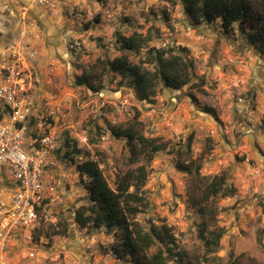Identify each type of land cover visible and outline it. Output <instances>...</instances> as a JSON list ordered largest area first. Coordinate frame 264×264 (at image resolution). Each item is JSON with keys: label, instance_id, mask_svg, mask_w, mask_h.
Wrapping results in <instances>:
<instances>
[{"label": "rangeland", "instance_id": "374dc122", "mask_svg": "<svg viewBox=\"0 0 264 264\" xmlns=\"http://www.w3.org/2000/svg\"><path fill=\"white\" fill-rule=\"evenodd\" d=\"M58 1L51 19L66 29L68 47L75 40L82 46L69 50L67 58L58 54L62 64L54 70L49 63L32 66L26 99L35 103L38 119L46 103L57 105L60 111L50 121L61 132V147L69 139L70 150L76 147L82 154L73 161L64 148L57 153V164L44 175L46 190L55 200L40 213L33 228L12 241L7 252L11 264H136L130 256L119 259L114 254L112 248L121 241L119 231L94 233L76 222V209L87 195L86 177L80 176L77 164L88 157L101 161L110 182L146 166L148 179L142 195L149 205L136 220L144 229L170 227L175 238L173 251L183 254V264H235L236 257L237 264H264V161L256 160L254 147L231 108L236 103L248 107L253 115L247 117L248 123L259 121L264 127V54L239 32L236 39L217 31L215 24L192 27L180 0ZM253 7L264 15V0H253ZM134 32L151 38L148 47L187 48L195 73L207 77L203 90L188 86L176 91L162 89L154 102H148L138 97L131 78L122 86L120 76L105 74L102 61L125 53L132 62H145L153 68L147 62V47L138 52L120 48L119 37ZM38 48L37 59L43 63L49 52L44 42ZM83 72L101 74L104 89L94 92L78 85L77 76ZM205 106L214 107L218 118L205 112ZM43 121L49 122L46 117ZM235 123L233 131L222 133V128L225 131L226 125L231 128ZM131 125L146 137L166 142L167 148L151 155L147 146L136 147L126 137L112 133V128ZM237 138L240 142L236 143ZM224 141L229 143L227 148L234 149L227 157ZM263 142L260 137L252 140L262 153ZM244 156L251 168L239 160ZM199 167L201 176L196 173ZM224 170L237 188L236 194L199 204L207 180L201 177ZM8 192L10 186L4 194ZM205 222L209 230L223 231L216 247L208 248L200 238ZM157 249L155 245L149 253ZM177 259L168 255L170 264H178Z\"/></svg>", "mask_w": 264, "mask_h": 264}, {"label": "trees", "instance_id": "16d2710c", "mask_svg": "<svg viewBox=\"0 0 264 264\" xmlns=\"http://www.w3.org/2000/svg\"><path fill=\"white\" fill-rule=\"evenodd\" d=\"M173 1V0H166ZM187 17L188 24L194 28H201L203 25L215 24V29L227 37H247V43L253 46L260 53L264 54V15L260 14L253 7V0H180ZM168 19V14L163 11ZM151 38L141 32H134L130 36H120L118 42L121 49L127 52H138L147 47L148 63L153 64L150 69L144 65L130 60L127 53L114 59L102 61L104 73H113L121 77L120 85L129 82L135 89L141 100L154 102L162 89L181 90L188 86L191 89H201L207 84L206 75L198 77L195 73V66L188 57L187 48H180L177 51L174 47H148ZM185 52V53H183ZM95 80H97L95 82ZM77 84L85 85L94 92L104 89L103 77L97 72H83L77 76ZM193 99L195 97L191 95ZM203 110L218 118L214 107L205 106ZM96 129L102 131V127L96 125ZM112 133L117 137H126L134 145H145L149 148L150 154L164 150L167 143L157 137H146L141 134L135 125L125 128H112ZM193 135L187 140V147L191 148ZM94 142V141H93ZM65 149V155L74 161L75 155H81L82 151L74 147L70 150V141L66 139L64 146L58 151ZM135 148V147H133ZM245 156L239 160L244 161ZM255 162V159L252 160ZM181 170L190 172V167L180 166ZM77 171L84 181L87 195L84 202L76 209L75 219L80 228L89 231L120 232L121 241L112 250L117 258L125 259L130 256L136 264H170L171 259L178 256V264H183V254L174 252L175 238L170 232V227L152 225L144 229L136 216L147 208L149 202L142 195L144 186L148 179V171L145 165L130 170L115 182H110L101 168V161L87 158L77 164ZM196 173L200 175V167ZM206 178L202 189L201 203H209L211 199L218 197L234 196L237 188L233 184L227 171H222L212 177ZM198 205V204H197ZM202 207V206H201ZM264 211V204L262 205ZM200 211H205L199 208ZM208 213L215 215V210ZM223 231L209 230V223H203L200 238L204 244L210 247L219 245ZM174 244V245H173ZM158 246L157 251L149 253L153 246ZM167 250H165V248ZM168 253V255H167ZM233 257V254H232ZM238 257L234 259L235 264Z\"/></svg>", "mask_w": 264, "mask_h": 264}, {"label": "built area", "instance_id": "2783aa9c", "mask_svg": "<svg viewBox=\"0 0 264 264\" xmlns=\"http://www.w3.org/2000/svg\"><path fill=\"white\" fill-rule=\"evenodd\" d=\"M35 1L55 14L56 0ZM15 3L20 27L4 46L0 42V264H11L7 252L12 241L33 228L55 200L46 190L44 175L57 164L62 143L60 130L50 121L60 108L48 102L38 119L35 103L26 99L31 68L40 56L32 45L37 22L28 5ZM81 46L75 40L68 48L75 51ZM61 64L58 56L49 61L52 70ZM9 186L10 192L4 194Z\"/></svg>", "mask_w": 264, "mask_h": 264}, {"label": "crops", "instance_id": "0c3cea01", "mask_svg": "<svg viewBox=\"0 0 264 264\" xmlns=\"http://www.w3.org/2000/svg\"><path fill=\"white\" fill-rule=\"evenodd\" d=\"M17 1L29 6L31 16L37 22L35 35L32 39V45L39 50L38 45L44 42L46 44L47 51L49 52V55L47 53L43 63H41L43 60H40L35 64L47 65L50 61V58L53 56H57L58 54H61V56L67 58L70 55V52L67 45L68 40L66 35V29L60 27L57 23H55V21L51 19V17L55 18L54 15L52 16L51 12L45 6L39 4L35 0ZM55 2L56 5H58L59 1L56 0ZM19 27L20 24L18 20V11L15 0H0V42L3 46L17 34ZM38 30H40V32ZM231 108H233L232 115L235 117V119H237L236 123H238V125H241V127H244L243 133H245L244 135L247 137L252 147L255 146V144L252 143L253 139L260 137L262 141H264V127L260 126V122L257 121L256 124L248 123L249 119L247 117L253 116L252 113L249 112V108L244 107V105L240 103L232 105ZM210 123L212 124V122ZM236 123L231 126V128L226 125L225 131L222 128V133H228L230 131H233L236 126ZM237 142H240L239 138L236 139V143ZM228 145L229 143H225L224 141V149H227L225 150V157H227L229 154L231 155L234 152V149L227 148ZM231 146L234 145L232 144ZM221 152L223 153V150ZM256 160L258 162H261L264 161V158H256ZM241 163H246L247 166L251 168L249 158H246V160L242 161Z\"/></svg>", "mask_w": 264, "mask_h": 264}, {"label": "water", "instance_id": "95a60500", "mask_svg": "<svg viewBox=\"0 0 264 264\" xmlns=\"http://www.w3.org/2000/svg\"><path fill=\"white\" fill-rule=\"evenodd\" d=\"M253 147H254V151H255L256 158L257 159L264 158V153H262V151L260 150V148L258 146H253Z\"/></svg>", "mask_w": 264, "mask_h": 264}]
</instances>
